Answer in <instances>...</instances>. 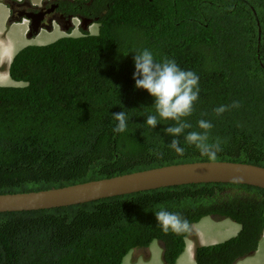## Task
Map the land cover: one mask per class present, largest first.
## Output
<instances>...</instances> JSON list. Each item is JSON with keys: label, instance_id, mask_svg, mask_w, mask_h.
Masks as SVG:
<instances>
[{"label": "trees", "instance_id": "16d2710c", "mask_svg": "<svg viewBox=\"0 0 264 264\" xmlns=\"http://www.w3.org/2000/svg\"><path fill=\"white\" fill-rule=\"evenodd\" d=\"M11 6L14 0H3ZM83 0H59L64 15L87 13ZM98 32L26 45L8 75L25 85H0V193L39 191L176 163L209 161L179 139L178 156L163 131L175 122L145 123L153 98L134 87L133 57L148 49L199 77V99L187 131L213 124L221 141L215 161L264 167V0H93ZM84 15V14H82ZM240 103L221 116L220 105ZM124 111L127 130L113 132ZM160 207L192 225L229 218L239 232L196 245L195 264H233L254 252L264 227V188L190 183L121 194L69 206L0 212V264H122L152 241L174 264L188 233H164ZM146 210V211H145ZM191 232V231H190Z\"/></svg>", "mask_w": 264, "mask_h": 264}, {"label": "clouds", "instance_id": "9594fccd", "mask_svg": "<svg viewBox=\"0 0 264 264\" xmlns=\"http://www.w3.org/2000/svg\"><path fill=\"white\" fill-rule=\"evenodd\" d=\"M23 1L28 2V0H20V1L14 0L13 3L19 4ZM49 2L51 1L46 0L41 2L37 6L33 5V7L40 8L43 7L44 4ZM5 6L9 9L8 21L19 22L21 20H25L27 21V28H28L29 19H26L25 15H14L12 10V4L11 6H7L5 4ZM19 16H22L20 20L17 21L11 20V18L14 19ZM69 16H71L70 18L71 25L68 27L67 30H63L64 32L66 31L69 32L67 36L72 35L73 29L78 30L77 27H79L80 24L82 26V29L86 30L87 32H89L88 31L89 26L93 24H97V32H98L99 26L98 23L96 22L97 19L94 20L91 19L92 22L90 23V25H88L87 28H84V24L81 23V21L85 18L81 20L79 16H73V15H69ZM85 20H90V19H85ZM75 21H77V23H75ZM55 22L56 21H53L52 28L55 24V28L60 29ZM27 31L28 30L26 29V32ZM73 37H77V36H73ZM133 61H134V69H135L132 76V79L134 80V87L136 89L145 90L154 100L153 106L155 109V114H149L146 116L145 119L146 125L150 126L151 128H154L157 124H159V120L174 121L175 123L172 126L163 129L166 135L173 137V139H171V142L167 145L169 149L173 150L178 156H183L185 153V148L181 146V141L179 139L182 136L184 142L194 146L197 150H199L201 156L207 157L209 161H215L217 159V153L222 151V148H221V141L218 138L216 139L215 142L212 143L209 142V131L212 129L213 124L208 120L200 119L197 121L196 126L202 131L192 130L186 132L187 129H192L193 125L187 122L186 120L182 119L184 117H188L192 115L194 110V103L199 99V92H200L199 77L192 71H186L181 69L175 60L164 58L161 61H156L154 59L152 52L148 49H144L142 51L135 53L133 57ZM7 75H8V69H7ZM18 84H20V82H18ZM1 86H7V85H1ZM239 107H240V103L238 101H233L229 105H220L214 108L213 111L217 116H221L223 113ZM112 117L113 120L116 121V124L113 128V132L115 133L125 132L128 126V116L126 115V113L124 111H120L118 113L112 114ZM154 216L156 223L164 233H168L169 231H171L175 234H182L191 231L192 233L190 234L191 236L184 237V249L181 252V254L185 250L186 240H190L191 242L192 240L194 241L192 242L193 249L195 248L196 245H210V244L219 243V242H213L209 244H202L200 242L198 243V241L196 240L197 231L194 229V227L204 218H209L210 222L214 225H218L228 221L236 223L229 218H225V217L214 218L213 216L208 215L202 217L198 222L193 223L192 224L193 229H191L190 222L186 218L182 217L178 212H170L165 208L160 207L159 210L154 213ZM238 225L240 226V224ZM239 230L236 232V234L239 232ZM259 240H264V227L262 229ZM159 244L162 245L160 242ZM147 249L148 246L146 248L136 249V251L143 250V252L141 253L145 254L147 253ZM251 255L252 253H250L249 255H245L239 258L238 260L244 257H250ZM193 258H194V252H193Z\"/></svg>", "mask_w": 264, "mask_h": 264}, {"label": "water", "instance_id": "95a60500", "mask_svg": "<svg viewBox=\"0 0 264 264\" xmlns=\"http://www.w3.org/2000/svg\"><path fill=\"white\" fill-rule=\"evenodd\" d=\"M42 9V8H40ZM48 12H29L25 15L29 19L26 32L28 38L36 35L39 30L52 29L55 19H44ZM22 16L13 21L20 20ZM71 16L66 19L70 22ZM87 28L92 20L81 21ZM57 26L67 30L69 26ZM239 183L264 188V167L233 161H199L176 163L146 170L130 172L108 178L96 179L57 188L0 194V212L28 211L46 209L58 206H69L115 195L145 191L160 187L182 185L190 183Z\"/></svg>", "mask_w": 264, "mask_h": 264}, {"label": "rangeland", "instance_id": "374dc122", "mask_svg": "<svg viewBox=\"0 0 264 264\" xmlns=\"http://www.w3.org/2000/svg\"><path fill=\"white\" fill-rule=\"evenodd\" d=\"M32 3H38L40 4L43 1L46 0H29ZM3 5L4 2L2 0H0V14L1 11L3 9ZM75 23H77V21H75ZM6 31V32H5ZM88 31L90 34H96L97 32V24H93L91 26L88 27ZM5 32V34H4ZM0 33L4 34L1 36L2 39L6 38H13L15 36H19L20 33V29L17 26H12L9 27L7 29V23H5V20L2 21L1 17H0ZM69 34V32H64L63 30L57 29L54 31H50L48 32H42V36L40 38L35 37L33 38H26V40L31 44V45H41V44H48L50 42H53L54 40H56L57 38H60L62 36H67ZM81 35V32H79L78 30L73 29L72 35L70 36H79ZM24 37L26 36L23 35ZM18 41H20L21 43L23 42V39H19ZM6 66L3 65V67H1L0 65V76H4V72H6ZM1 81H3V78H0V85H8V84H3L1 83ZM17 85H25V82H20V84ZM228 222H223L221 224L218 225H214L210 222L209 218H204L202 221H200L197 225H195L194 229L201 234L202 239L204 240L203 242L205 243L206 240H208L211 236L217 237L219 238V242L226 240L229 237H232L234 235H229V231L230 229L233 228H227L225 230H222V228H225ZM236 235V234H235ZM149 250V248H148ZM150 251L152 252V257L149 260L147 259H140L135 263L132 264H164L163 262V258H162V253H163V247L162 245L159 244L158 241H153L152 243V249H150ZM141 252H143V250L137 251V253L142 254ZM128 254L123 258V262L122 264H128V262L130 261L129 258L127 257ZM251 260H247L246 263H255L258 264L260 261H263V257L256 255V256H252ZM132 261H134V259H132ZM149 261V262H148ZM194 262V261H193ZM185 264H189L188 262ZM191 264H195V263H191ZM262 264V263H259Z\"/></svg>", "mask_w": 264, "mask_h": 264}, {"label": "crops", "instance_id": "0c3cea01", "mask_svg": "<svg viewBox=\"0 0 264 264\" xmlns=\"http://www.w3.org/2000/svg\"><path fill=\"white\" fill-rule=\"evenodd\" d=\"M20 1V0H19ZM28 2L33 6H37L39 5L38 3H32L31 1L28 0ZM0 17L2 19V21L5 20V23H7V29H8V26L9 27H12V26H17L19 27L20 29V33H19V36H15L13 38H4L2 39L1 36L5 34H1L0 33V65L1 67H3V65L6 66V72H4V76H0V78H3V81H1V83L3 84H8L7 86H14V85H17L18 82H15L13 80H11L9 78V76L7 75V69H8V66L10 64V61L13 57V55L15 54V52L20 49L21 47L25 46V45H28L30 44L26 38L28 37H24L23 35H25L26 33V29H27V21L25 20H21L19 22H10L8 21V18H9V9L3 5V9L1 11V14H0ZM56 30L55 28V24L53 26V28L50 30V31H54ZM50 32V31H47L45 29H41L36 35L33 36V38L37 37L40 38L42 36V32ZM19 39H23V42L21 43L20 41H18ZM38 45V44H37ZM227 226L225 228H222V230H225L227 228H233V229H230V231L228 232L229 235H235L236 232L240 229V226L237 224V223H233V222H230L228 221V223L226 224ZM196 240L198 241V243H203V239L201 237V235L197 232V235H196ZM208 243H213V242H219V238L217 237H214V236H211L208 240H206ZM152 243L153 241L148 245V248L149 250L147 249V253L145 254H139L137 253L136 249L135 250H130L129 253H128V258H129V262L128 264H132V263H135L137 262L138 260L140 259H147L150 261L151 257H152V252L150 251V249H152ZM187 247H192V250H193V243L190 241V240H186V246H185V250L184 252L177 258L175 264H185V263H194V258H193V252L191 253V251L189 249H187ZM256 255H259V251H261V247L260 248H257L256 250ZM252 256L250 257H244L238 261H236L234 264H255V263H246L247 260H251ZM132 259H134V261H132ZM148 261V262H149ZM264 262V258H263V261H260L259 263H263ZM258 263V264H259Z\"/></svg>", "mask_w": 264, "mask_h": 264}, {"label": "flooded vegetation", "instance_id": "af4514ba", "mask_svg": "<svg viewBox=\"0 0 264 264\" xmlns=\"http://www.w3.org/2000/svg\"><path fill=\"white\" fill-rule=\"evenodd\" d=\"M50 1L51 2L44 4L43 7H40L42 9H40L38 7H33L26 1H23L19 4L12 3L13 14L14 15H26L29 12H37V11L41 10L42 12H48V14H46L44 16L45 20L48 18H52V19H55L61 26H70L69 22H66V19L68 16L64 15V12H63L62 8L60 7L59 0H50ZM82 5L86 8H91V9L87 13H84V12L76 13V15L81 18V20L83 18L90 19V20L91 19L92 20L98 19V15L96 13L97 7L93 6V0H83ZM82 14H84V15H82ZM67 15H72V14H67ZM77 29H78V31L82 32L81 24L79 25V27H77ZM191 229H193L192 225H191ZM190 234H192V233L189 232L188 236H191ZM192 242H194V241L192 240ZM260 247H261V251H259V253H260L259 256L264 258V240L258 241L257 247L254 250V252H252L251 256H256V252H257L256 250H257V248H260ZM194 249L192 252H194ZM262 264H264V262Z\"/></svg>", "mask_w": 264, "mask_h": 264}, {"label": "bare ground", "instance_id": "6f19581e", "mask_svg": "<svg viewBox=\"0 0 264 264\" xmlns=\"http://www.w3.org/2000/svg\"><path fill=\"white\" fill-rule=\"evenodd\" d=\"M200 234V233H199ZM201 235V234H200ZM202 244H209L207 241L204 243H202ZM187 249H189L190 251H191V253H192V247H187Z\"/></svg>", "mask_w": 264, "mask_h": 264}]
</instances>
